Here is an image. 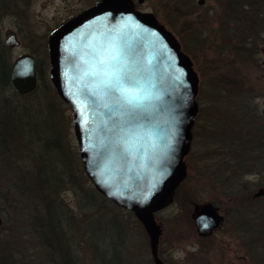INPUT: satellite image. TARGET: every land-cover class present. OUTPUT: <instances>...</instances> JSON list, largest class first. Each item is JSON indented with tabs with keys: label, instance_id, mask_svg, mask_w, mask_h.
<instances>
[{
	"label": "rangeland",
	"instance_id": "374dc122",
	"mask_svg": "<svg viewBox=\"0 0 264 264\" xmlns=\"http://www.w3.org/2000/svg\"><path fill=\"white\" fill-rule=\"evenodd\" d=\"M1 1L0 53L11 63L33 53L38 82L25 94L0 82V264H155L143 223L86 174L74 110L49 76L50 33L95 0ZM134 1L177 37L199 77L187 174L155 216L159 256L165 264H264V197L254 196L264 187V28L253 25L254 12L251 24L237 23V0ZM10 30L19 45L5 44ZM13 117L20 121L6 131ZM204 202L223 216L207 236L192 216ZM51 207L63 215L59 228Z\"/></svg>",
	"mask_w": 264,
	"mask_h": 264
},
{
	"label": "water",
	"instance_id": "95a60500",
	"mask_svg": "<svg viewBox=\"0 0 264 264\" xmlns=\"http://www.w3.org/2000/svg\"><path fill=\"white\" fill-rule=\"evenodd\" d=\"M5 42L15 46L20 39L11 32ZM49 64L54 86L74 110L86 174L99 192L135 213L155 264H165L155 216L187 174L199 108L192 59L153 12L137 9L134 0H99L49 36ZM37 82L35 55L22 53L11 68L13 90L29 93ZM130 96L137 97L132 104ZM262 195L259 187L254 196ZM192 216L202 236L223 220L211 202L196 204Z\"/></svg>",
	"mask_w": 264,
	"mask_h": 264
},
{
	"label": "trees",
	"instance_id": "16d2710c",
	"mask_svg": "<svg viewBox=\"0 0 264 264\" xmlns=\"http://www.w3.org/2000/svg\"><path fill=\"white\" fill-rule=\"evenodd\" d=\"M10 1H12V0H10ZM237 1H238V8L241 9V14L238 13L239 17H238L237 23H239V24L241 23V24H243V26H247L249 23L251 24L250 16H247V14L254 12L255 15L252 16V17H254L253 18V25H256V28H258V29L260 27L264 28V0H237ZM2 7H3V3L0 0V8H2ZM244 7H245V9H244ZM262 33H264V30ZM4 48H6V47H4ZM10 67H11V62L7 58H5V55H3V51H2V53H0V82L1 83L2 82H4V83L9 82ZM19 121H20V118H17V117H13V120L5 119L4 127H5L6 131L11 129V127L13 128L14 126L16 128V123L18 124ZM11 131H12V129H11ZM59 139L61 140V138H59ZM60 143L56 142L53 145L59 146V145H61ZM38 178H40V177H38ZM31 181L33 184H35V186H31L30 191L31 190H33V191L39 190L38 184H36L37 183L36 181H38V180L35 178V176L32 177ZM42 182H45V180L42 179ZM33 184H31V185H33ZM43 189L46 190L45 188H43ZM91 192L93 193V195H95V192H93V191H91ZM40 193H42V192L40 191ZM25 194H26L25 196H29V195L32 196L34 194V192H32V193L28 192L27 193V190H26ZM43 197H45V196H43ZM43 197L37 196V200L40 201L43 199V201L50 203L49 202L50 200H48L47 197L46 198H43ZM48 211H49V214L53 220L51 227L56 228L53 225H57L59 228V224H61V222H63V215L60 212H57V209H53L52 207ZM48 211L46 210L47 215H48Z\"/></svg>",
	"mask_w": 264,
	"mask_h": 264
},
{
	"label": "flooded vegetation",
	"instance_id": "af4514ba",
	"mask_svg": "<svg viewBox=\"0 0 264 264\" xmlns=\"http://www.w3.org/2000/svg\"><path fill=\"white\" fill-rule=\"evenodd\" d=\"M99 0H95L93 3H91L90 5H88L87 7H85V8H83L81 11H83L84 9H86V8H88V7H90V6H92V5H94L96 2H98ZM134 3H135V1H134ZM135 6H136V8H138L137 7V5H136V3H135ZM81 11H78V12H76L75 14H72L68 19H66L65 21H63L61 24H59L51 33H50V35L56 30V29H58L61 25H63L65 22H67L70 18H72L73 16H75L76 14H78L79 12H81ZM11 32H15V31H13V30H10V31H8V33H7V35L8 34H10ZM16 33V32H15ZM16 35H17V33H16ZM49 35V36H50ZM21 42V41H20ZM48 49H49V37H48ZM9 47V46H8ZM36 57V56H35ZM36 70H37V75H38V61H37V57H36ZM262 197H264V196H260V197H258V198H262Z\"/></svg>",
	"mask_w": 264,
	"mask_h": 264
},
{
	"label": "snow or ice",
	"instance_id": "6c2138e0",
	"mask_svg": "<svg viewBox=\"0 0 264 264\" xmlns=\"http://www.w3.org/2000/svg\"><path fill=\"white\" fill-rule=\"evenodd\" d=\"M101 63H103V61H102ZM105 75H107V73H105ZM121 88H122V81H121V79L118 77L117 80H116V90L119 91ZM136 99H137V97H135V96H130V97L128 98L127 102H128L129 104H132V103H134V102L136 101Z\"/></svg>",
	"mask_w": 264,
	"mask_h": 264
},
{
	"label": "bare ground",
	"instance_id": "6f19581e",
	"mask_svg": "<svg viewBox=\"0 0 264 264\" xmlns=\"http://www.w3.org/2000/svg\"><path fill=\"white\" fill-rule=\"evenodd\" d=\"M5 44H6V42H5ZM7 45V44H6ZM7 46H9V45H7ZM17 58V57H16ZM15 58V59H16ZM14 59V60H15ZM14 60L12 61V63H11V67H10V72H9V83H10V85H11V68H12V64H13V62H14ZM11 88H12V86H11ZM12 90H13V88H12ZM14 91V90H13ZM15 92V91H14ZM16 93V92H15ZM16 94H18V93H16Z\"/></svg>",
	"mask_w": 264,
	"mask_h": 264
}]
</instances>
